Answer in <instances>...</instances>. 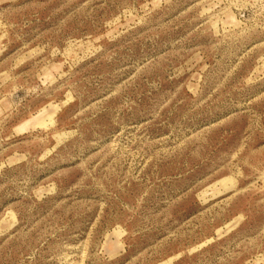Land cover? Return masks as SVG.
<instances>
[{"label":"rangeland","instance_id":"374dc122","mask_svg":"<svg viewBox=\"0 0 264 264\" xmlns=\"http://www.w3.org/2000/svg\"><path fill=\"white\" fill-rule=\"evenodd\" d=\"M0 264H264V0H0Z\"/></svg>","mask_w":264,"mask_h":264}]
</instances>
